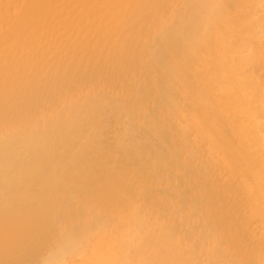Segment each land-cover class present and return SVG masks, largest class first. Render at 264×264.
<instances>
[{"label": "bare ground", "instance_id": "bare-ground-1", "mask_svg": "<svg viewBox=\"0 0 264 264\" xmlns=\"http://www.w3.org/2000/svg\"><path fill=\"white\" fill-rule=\"evenodd\" d=\"M0 264H264V0H0Z\"/></svg>", "mask_w": 264, "mask_h": 264}]
</instances>
